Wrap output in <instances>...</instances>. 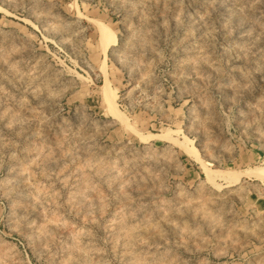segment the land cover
Masks as SVG:
<instances>
[{"label":"rangeland","instance_id":"1","mask_svg":"<svg viewBox=\"0 0 264 264\" xmlns=\"http://www.w3.org/2000/svg\"><path fill=\"white\" fill-rule=\"evenodd\" d=\"M260 169L264 0H0V264H264Z\"/></svg>","mask_w":264,"mask_h":264},{"label":"bare ground","instance_id":"2","mask_svg":"<svg viewBox=\"0 0 264 264\" xmlns=\"http://www.w3.org/2000/svg\"><path fill=\"white\" fill-rule=\"evenodd\" d=\"M97 26L99 29L100 39H101L103 46H104L103 51H104V53H106L107 50L109 49L110 43L113 42V39H112L111 33L109 32L107 26H105L102 23H98ZM106 95H107V101H108L109 107H110L111 112L114 115V117L118 118L120 120V122L125 123L124 118L120 115V112L117 108V102H116L117 96L114 94V91L110 90L108 87L106 89ZM172 138H174V137H171V140L176 141V139H172ZM190 142L192 143V141H190ZM202 167H203V172L205 174V179H206L205 181H207V183H211L214 186H217V184L215 182V177L222 176V174L217 173L216 171H214L212 169H209L207 166L204 165L203 162H202ZM254 174L258 177H262V176H264V169H260L257 172H254Z\"/></svg>","mask_w":264,"mask_h":264}]
</instances>
